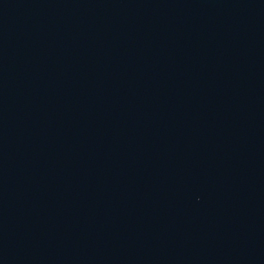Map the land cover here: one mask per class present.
Returning <instances> with one entry per match:
<instances>
[{
	"label": "water",
	"instance_id": "obj_1",
	"mask_svg": "<svg viewBox=\"0 0 264 264\" xmlns=\"http://www.w3.org/2000/svg\"><path fill=\"white\" fill-rule=\"evenodd\" d=\"M0 264H264V0H0Z\"/></svg>",
	"mask_w": 264,
	"mask_h": 264
}]
</instances>
